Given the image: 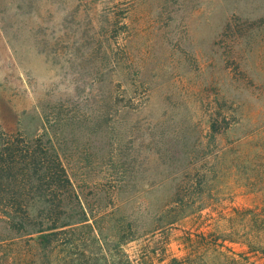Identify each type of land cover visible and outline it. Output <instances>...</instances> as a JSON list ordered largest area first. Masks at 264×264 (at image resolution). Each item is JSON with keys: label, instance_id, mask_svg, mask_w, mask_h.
Listing matches in <instances>:
<instances>
[{"label": "rangeland", "instance_id": "obj_1", "mask_svg": "<svg viewBox=\"0 0 264 264\" xmlns=\"http://www.w3.org/2000/svg\"><path fill=\"white\" fill-rule=\"evenodd\" d=\"M245 135L264 138V0H0V180L35 222L44 192L88 216L57 230V264H168L187 234L227 231L263 199L234 167ZM58 161L72 186L39 188ZM195 166L219 200L159 225ZM3 210L0 239L35 253Z\"/></svg>", "mask_w": 264, "mask_h": 264}, {"label": "trees", "instance_id": "obj_2", "mask_svg": "<svg viewBox=\"0 0 264 264\" xmlns=\"http://www.w3.org/2000/svg\"><path fill=\"white\" fill-rule=\"evenodd\" d=\"M218 121L219 119L211 125V132L214 135L220 134ZM245 137L242 139L239 137V141L231 144L234 167L238 169V173H246L244 177L246 187L262 193V203L258 202L251 207H232L231 215L227 218L229 223L227 231L187 234L184 240L187 246L186 255L183 258H172L168 264H211L212 262L213 264H255V260L251 261L254 257L261 259L264 264V138L259 136L254 140L249 138V135ZM43 169L45 174L38 180L39 188H43L44 181L48 189L49 186L57 188L64 182L72 186L70 177L59 161L58 165L52 164L49 168ZM58 170L62 172L64 180ZM193 171L195 176L186 174L177 184L170 205L159 212L156 219L159 225H175L211 207L209 204L212 201L219 200L218 194L212 192L214 186H209L212 179L208 173L196 166ZM201 171L202 175L199 176ZM3 182L4 180H0V205L7 216L9 229L20 236L37 234L36 238H31L37 251L24 255L20 251L21 242L6 244L5 240L0 239V264H57L54 255V243L60 231L57 230L87 222V212L82 209L76 215H72L69 211L65 213L54 203L51 204L54 202L52 193L44 192L41 197L49 199L42 202L47 205L44 209L45 215H41V220L35 222L31 219L30 206L24 201V196L18 189L12 190L14 183L9 184L10 190L3 186L5 185ZM206 189L210 191L207 198ZM43 219L46 221L42 222ZM33 221L34 223L31 224ZM28 226L30 228H27ZM228 243L243 245L246 251H235Z\"/></svg>", "mask_w": 264, "mask_h": 264}]
</instances>
